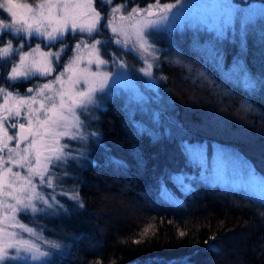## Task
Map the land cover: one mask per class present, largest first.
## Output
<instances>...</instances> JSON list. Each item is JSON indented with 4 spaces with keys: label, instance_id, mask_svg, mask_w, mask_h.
<instances>
[{
    "label": "trees",
    "instance_id": "trees-1",
    "mask_svg": "<svg viewBox=\"0 0 264 264\" xmlns=\"http://www.w3.org/2000/svg\"><path fill=\"white\" fill-rule=\"evenodd\" d=\"M162 39L159 124L122 91L97 110L99 140L71 167L75 219L47 236L62 246L48 264H264V198L247 189L264 186V18L234 40L190 28Z\"/></svg>",
    "mask_w": 264,
    "mask_h": 264
},
{
    "label": "snow or ice",
    "instance_id": "snow-or-ice-1",
    "mask_svg": "<svg viewBox=\"0 0 264 264\" xmlns=\"http://www.w3.org/2000/svg\"><path fill=\"white\" fill-rule=\"evenodd\" d=\"M111 2L95 0L94 6V0H42L35 9L19 0H3L0 3V9L11 17L7 22L0 19V30H10L13 34H24L30 38L40 37L42 43L46 42L45 47L49 48L42 51L41 45L37 44L30 53L23 52L19 61L13 62L11 71L6 76L0 73V78L5 83H29L34 78L50 77L57 67H63L54 79L28 88L24 96L17 93L14 97L12 92L0 87L5 101V105H0V212L3 213L0 223L11 220L10 227L30 233L51 248H59L60 245L43 238L35 228L21 223L17 213L35 224V219L28 213L48 214L59 205L55 189L59 186L58 182L68 175L65 165L79 163L78 157L85 155L80 149L86 147L89 137H99L97 132H87V128L91 127L90 119H96L90 115L89 109L97 105L96 93L105 89L112 73L100 71L102 65L109 63L108 59L101 58V50L103 55L109 54V44L95 40L93 34H104L106 29L111 28L116 35L115 43L127 49L123 55L135 56L137 51L141 55L152 54L146 29L168 20L169 13L181 0L162 5L160 0H154L144 8H132L126 16L121 15L119 21L116 14L122 9L126 11V4L112 7L109 18L105 8ZM102 12L104 15H101ZM77 29L81 34L88 33V36L76 43L77 55L72 56V48L65 44V38L66 33L75 34ZM68 38L74 40L76 35ZM86 40H92V43ZM56 45L61 47L53 51ZM84 50L88 51L89 59L82 67L80 61ZM14 51L17 50L13 49L10 40L0 47V58H6ZM117 54H120L119 51ZM145 63L146 67L140 71L151 75L152 64L146 59ZM92 64H95L96 71L88 66ZM6 66L7 61L5 70ZM124 66L121 61L120 67ZM66 74L67 79H63ZM14 83H8V87H14ZM10 98L15 100L12 107L7 106ZM21 117L24 122H21ZM9 129L14 130L13 134H9ZM62 138H67V142H62ZM10 141H14V147L9 145ZM72 141L79 142V149L73 146ZM61 195H68V192ZM71 199L77 200L78 194L73 191ZM8 249H15V259H19L21 252L30 254L33 261L50 255V252L41 250L39 243L23 239L19 232L8 231L7 227H0V264L10 259Z\"/></svg>",
    "mask_w": 264,
    "mask_h": 264
},
{
    "label": "rangeland",
    "instance_id": "rangeland-1",
    "mask_svg": "<svg viewBox=\"0 0 264 264\" xmlns=\"http://www.w3.org/2000/svg\"><path fill=\"white\" fill-rule=\"evenodd\" d=\"M3 0H0L2 3ZM20 3H28L32 5L35 9L42 0L28 1V0H19ZM154 0H147L142 4L138 3H129L128 0H112L111 4H109L105 11L109 13V18H111V8L119 6L121 4H126V11L122 9L120 13L116 14L117 21H119V17L121 15L126 16L128 11H131L132 8H144L148 3H152ZM161 5L163 3H173L175 4V0H160ZM95 6V0H94ZM97 11H100L97 8ZM101 15H104L102 12ZM257 18H264V0H181V3L176 5V7L169 13L168 20L162 22L161 24L155 26L151 29H146V33L148 35V43L152 45V54L145 53L143 55L140 54L139 51L136 52L135 56L125 55L128 59H126L123 55L117 54L115 49L122 48L127 51V49L123 48L122 44H116L115 39L116 35L112 33L111 28H108L106 32L109 34L107 38L101 37L100 35L93 34V38L95 40H100L101 42L107 41L109 44V54L103 55V50H101V58L108 59L109 63L102 65L100 68L101 72H110L112 75L109 77L108 84L105 86L103 91L96 93L97 105L90 106L89 113L91 116L96 117V112L99 108L103 107L106 104L107 99L111 96L115 91H122L125 95L127 102L132 104V108H138L139 114L147 115L146 119H150L153 125H158L159 123V112L157 111L155 105L160 104L162 102L161 93V74L157 71L158 62L160 59V47L159 44L163 39L162 37L165 34L172 33L175 30H181L185 28H190L194 30H204L209 31L215 36L228 38L230 40H234V38H241L245 35L248 25L255 21ZM0 19H4L6 22L11 20L10 15L5 12L3 9H0ZM77 32L79 30L77 29ZM67 34V33H66ZM71 35H75L70 33ZM84 36L79 38L76 41H72L70 38H65V44L72 48L71 55H77V49L75 47L76 43L81 39H86L88 33H83ZM212 37L211 34H209ZM20 37H23L22 39ZM123 39V37H121ZM135 37H133V40ZM11 40L13 49V53H10L6 58H0V64L5 65V61H7V68L5 70V76L7 72L11 71V67L13 66V62L19 61V56L23 52H31V49L35 48L37 44L41 45L42 51H48L49 48L45 47V43H42V38H30L24 34H13L10 30H0V47H3ZM87 43L91 44L92 40H86ZM110 42V43H109ZM235 43V42H232ZM61 45H56L55 48H52L53 51L59 50ZM240 47V46H239ZM124 52L122 51V54ZM83 59L80 61L81 66L83 67L87 64V60L89 59L88 51L84 50L81 53ZM111 57V59H110ZM145 59L148 63L152 64L151 75H145L144 72L140 71L141 68L146 67ZM112 60L116 62L113 63ZM130 60V61H126ZM123 61L124 67H120V62ZM239 62V61H238ZM67 63V60H65ZM93 71H96L95 64L88 65ZM63 71V67H57L55 72L47 78H34L27 84L29 88H34L35 85H41L43 83H47L49 79H54L55 75L59 72ZM117 73H122L117 76ZM231 78L236 79L238 77L237 69L235 66H232V70L228 73ZM63 79H67V74L63 77ZM6 88L7 91L13 93L15 97L18 93L19 96H24L26 93V88L24 91L19 92L17 90H11L5 87L4 85L0 86ZM58 87V85H55ZM82 90V84H81ZM4 94L0 93V105H5V101L3 98ZM15 104V100L12 98L7 102L8 107H12ZM35 107H39V105H34ZM98 106V107H97ZM96 109V110H93ZM168 110L166 111V114ZM170 113V112H169ZM168 113V114H169ZM81 119H84V116H81ZM95 120V119H94ZM94 120L90 119L91 127L87 128L88 133L95 132L94 130ZM21 122H24L23 117H21ZM222 131L227 132L224 126L219 127ZM12 129H9V134H13ZM99 138L89 137L86 142V147L84 149H80L85 153L84 156L78 157L79 163L82 162L87 155V144L89 145L91 142L98 141ZM257 138L254 136L249 139L250 145H257ZM62 142H67V138H62ZM73 146L79 149V142L72 141ZM9 145L14 147V141H10ZM215 162V161H213ZM75 162H71L68 165H65L67 169L68 175L63 177L61 181L58 182L59 186L55 189V193L57 196V200L59 201V205L54 206L53 209L49 211L48 214H32L28 213L29 217L35 219L36 223H31L29 219L21 214L17 213V219L26 224L28 227H33L37 232H41L42 237L48 240H52V238H48L53 235V233H60L63 225L66 224L70 220H74L75 216L72 215L74 212L68 213L65 211H69L67 204L71 201L72 209L70 211L75 210L76 204L79 201L71 199L73 191L76 193L75 185L73 182V176L71 167H73ZM230 166L232 168L233 174L236 176L242 169L240 166L234 165V163L230 162ZM15 170V168H14ZM23 171V170H22ZM72 183V184H66ZM248 191H250L253 195L257 197L264 198V186H258L253 184L251 181L248 182ZM47 192H51L52 189H45ZM62 192H68V195H61ZM77 194V193H76ZM62 205V207H60ZM3 216V213L0 212V217ZM11 220H5L3 223H0V227H7L8 231H16L20 233V236L23 239L29 240L31 242L39 243L42 251L50 252V255L47 257H42L39 260H31L30 254H25L21 252L19 259H15L16 251L15 249H8L10 259H6L3 264H48L53 257L62 251V246L59 248H51L48 245H44L42 241L37 240V238L30 233L23 232L19 228L10 227L12 225ZM50 240V241H51ZM55 242V240H52ZM56 243V242H55ZM58 244V243H57ZM193 264V263H190Z\"/></svg>",
    "mask_w": 264,
    "mask_h": 264
},
{
    "label": "flooded vegetation",
    "instance_id": "flooded-vegetation-1",
    "mask_svg": "<svg viewBox=\"0 0 264 264\" xmlns=\"http://www.w3.org/2000/svg\"><path fill=\"white\" fill-rule=\"evenodd\" d=\"M4 81V80H3ZM28 83H26V86H27ZM20 92V91H19Z\"/></svg>",
    "mask_w": 264,
    "mask_h": 264
},
{
    "label": "water",
    "instance_id": "water-1",
    "mask_svg": "<svg viewBox=\"0 0 264 264\" xmlns=\"http://www.w3.org/2000/svg\"><path fill=\"white\" fill-rule=\"evenodd\" d=\"M18 130V129H17Z\"/></svg>",
    "mask_w": 264,
    "mask_h": 264
}]
</instances>
